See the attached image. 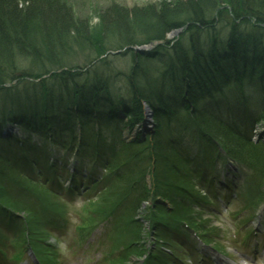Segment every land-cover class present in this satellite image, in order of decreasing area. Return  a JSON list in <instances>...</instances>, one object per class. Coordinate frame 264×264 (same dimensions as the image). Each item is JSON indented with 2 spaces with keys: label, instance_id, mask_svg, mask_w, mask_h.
I'll use <instances>...</instances> for the list:
<instances>
[{
  "label": "rangeland",
  "instance_id": "rangeland-1",
  "mask_svg": "<svg viewBox=\"0 0 264 264\" xmlns=\"http://www.w3.org/2000/svg\"><path fill=\"white\" fill-rule=\"evenodd\" d=\"M61 3L60 5L64 8V10H66V12H64V14L66 13V18L63 20H57L55 23H52L51 25L49 24L50 21L55 20L54 17L53 19L51 18L52 15H49V17L43 18V17H39L37 16L36 18H33L32 16L29 17L30 19H28L26 21L27 24H30V30L26 31L27 33V37L29 40V47L26 51L24 52H19V55L16 59V64L18 63H24L27 66H25L24 71H20L17 74H22L23 76H26L28 74V76L30 74H32L31 70H35L34 68H40L41 65H45V63H51L54 60H60V61H70L72 62V64L69 62V64H67V68L69 69H73V72L76 74H79L77 72H80V69H78L77 67L80 66L82 63H85L86 61L91 60V56L95 53L96 54V49L100 48L101 46H96L93 47L92 42L90 44V41L88 39V34L87 33H96L97 37L100 38V40L102 41V43H104L105 46H108L109 44H111L115 49V48H119V49H124L122 46L124 40L126 39V37H124L122 35V33H131L134 35H138L139 33H144L142 28L145 26L149 31H157L160 30L159 29V22L162 21L163 19L160 17L161 13L166 12L167 16L164 17V20L166 21V24L169 25L173 24L175 21H184L187 19H191V18H195L198 15H201V13L204 15L203 18H205V20L207 19V21L210 23L209 25L214 26L215 23H217L216 26H214V28L216 29V31L220 34V35H227L229 32V30H233V33H235L237 30V28L234 30L233 27H243L241 25L238 24H243L244 26H247L248 23H250V25L252 23H258V20L255 21H250V16H242V17H238L240 19H238L237 17H232L235 13L232 12L234 11V7L232 4L235 3V0H59ZM243 9L242 11H248L247 9H245V7H251L249 10H251L252 12H254L256 15L258 14L259 18L256 19H261L260 17H262L264 15V0H245V3L243 5ZM254 10V11H253ZM24 11V10H23ZM120 11L123 13V15H119L117 12ZM226 13H225V12ZM171 12H174L173 17L169 18V14ZM245 13L247 12H243V14L245 15ZM105 16H109L108 17V22L106 23V27L104 28V30L101 29V24H99L95 30V26L98 24V22L100 21L101 23L104 22V20H102V15ZM210 14H213V18ZM263 14V15H261ZM157 15V16H156ZM254 16V15H253ZM51 18V19H50ZM158 18V19H156ZM227 19L229 20V22L227 21H223L222 19ZM230 18V19H229ZM168 22V23H167ZM231 22V23H230ZM239 22V23H238ZM7 25V24H6ZM220 25H222L220 27ZM224 25V26H223ZM144 27V28H145ZM168 27V26H167ZM88 28V30H87ZM202 29L200 31V33H205L208 30H212L213 32L215 31V29ZM217 28H220V30H218ZM184 28H179V31H176L174 33H170L167 36V39L171 40V44H169L167 46V48H163V50H159L156 49L157 46L161 45L160 43H165V40H161L160 42L158 41H154L155 43H152L153 45L148 46L146 49H140L138 52L135 50H133L130 54H122L123 52H126V49L118 52V54L116 55H112V56H108V60L111 62L110 65H108L107 67L103 64L98 65L100 68H102L104 71L106 69V73L105 76L109 77L110 74L109 71L110 70H120L122 73H131L133 71V69L141 71H144V75L146 77H148V75H153V76H160L162 73H164V71L167 68V64L169 62H171L172 60V53L173 51L170 50L169 48H171L173 46V44L177 45L178 43H183V45L188 46V39H187V35L188 33H184ZM232 32V31H231ZM230 32V33H231ZM18 33V32H17ZM229 33V34H230ZM261 33H264V31H262ZM260 33V34H261ZM104 35L105 38H103L102 36ZM140 37V36H139ZM143 37V36H141ZM224 39V36H222ZM202 38L206 37L203 35ZM181 39H184V42H181ZM220 39V38H218ZM256 42H258L259 40L264 41V35L255 36ZM216 40V39H215ZM221 41V40H219ZM159 43V44H158ZM144 45H148V44H144ZM246 45H250V44H246ZM142 45L137 44L136 46H133L134 48H138ZM258 47V45H256ZM130 48L132 49V47L130 46ZM246 47H242V49H245ZM5 50V48H4ZM155 50V51H154ZM152 56L149 57L147 55L143 56L142 61H140L139 63H137V53L138 54H145L148 52H152ZM136 52V55H135ZM11 54V53H10ZM26 54L29 55H33V56H28ZM36 54V55H35ZM151 54V53H150ZM5 57L3 55H0V60L4 59ZM105 59V58H104ZM113 60V62L111 61ZM167 63V64H166ZM204 63H202V69H204ZM50 67V65H48ZM4 67H9V64H6ZM74 67V68H73ZM30 68V69H29ZM61 68V67H59ZM58 69V68H57ZM174 70V67H173ZM81 73H85L86 77H83L82 79L78 78L77 83H80L82 85H87V81L88 79H92L93 74L89 72V70L86 68L85 72ZM158 73V74H157ZM167 74V73H166ZM194 75V73H191L190 77L192 78ZM104 76V77H105ZM104 77L101 78V81L98 80V82H103L105 80ZM170 77V76H169ZM168 77V83H169V87L172 84V82L170 81ZM104 78V79H103ZM189 80H191L189 78ZM19 82H23L22 83V89L21 91H25V89L30 90L32 88V81L26 80L25 79L23 81H19ZM113 81H111L108 85V87H111L112 85L114 87H118L121 90H123L122 88H125V83L123 81H117L112 83ZM120 83L121 85L117 84ZM41 83V82H38ZM105 83V82H103ZM161 83V82H160ZM159 83V84H160ZM101 85V84H99ZM175 84H172V86H174ZM104 85H102L100 88H103ZM98 88V89H100ZM113 91V90H112ZM102 93V92H99ZM6 96H13L16 100L18 99V96L16 94V91H9V93H6ZM187 94V93H186ZM99 95V94H98ZM101 96V102L105 101L104 96L105 95H100ZM30 97H32V95H30ZM33 98V97H32ZM3 97L0 93V103H2ZM19 101H21V99H19ZM35 101V100H34ZM25 103L27 102L26 100H22L21 103ZM4 105V104H2ZM120 111V110H119ZM108 112V111H107ZM253 114V112H252ZM203 115V114H202ZM251 117V115L247 116V118ZM134 120H136L135 122L137 123L138 120L139 122L136 124L137 126H140L142 124H145V126H148V129L150 128V132H149V150L155 152L157 150V147L155 148V142H158L160 144H162L164 146L165 149L167 148H173V146H170L172 144H170V141H163L161 140L162 135L158 136V140H156L153 143V140H151V133H155L156 129L154 128H158L159 127V122L156 121L152 124V126L150 125V122L152 120V116L149 114V112H144L143 110V116H141L138 120L137 117H133ZM190 119V118H189ZM18 120V119H16ZM250 120H246V123L248 126L253 125L254 127L256 125V122L251 121ZM203 121V120H202ZM201 121V122H202ZM19 122V121H18ZM205 124L202 127V132L204 131L206 133V135L209 136H216L218 138V140H222L227 147L230 148V150H232V153L238 154V156L241 158V160L247 164V161L253 162L256 165V168L258 169L259 172H261V170L264 169V125L263 127L260 126L256 129V132H258V134L254 135L255 136V143L257 145H253L251 143V140H249V143H251L253 146H256L257 148H259V150H252L251 148H249L248 144L244 141V138L241 136V134L236 133V132H232V133H228V137H227V132L229 131V127H227V124L222 123L219 124L218 128H214L212 127H208V125L210 124V121H204ZM217 123V122H216ZM213 123V124H216ZM179 125V123H177V126ZM0 127L3 130L4 127H2L1 123H0ZM226 127V130H225ZM181 128V127H180ZM131 129L133 130L134 127H131ZM144 131L143 132H147V130L145 128H143ZM180 131L182 132L183 130L180 129ZM261 131V132H259ZM175 131V133H177L179 136L182 137L183 133ZM225 133V134H224ZM18 134V133H17ZM16 133L13 134V137L15 135H17ZM232 134V135H231ZM250 136V135H249ZM166 137V136H165ZM164 137V138H165ZM157 138V137H156ZM212 138V137H210ZM18 139H20V136L18 135ZM167 140V138H165ZM147 140V139H146ZM197 145V144H196ZM124 145L121 146V148L123 149V152L126 153V155L128 154V156H132L135 155L134 151H128L126 150L124 147ZM162 146V147H163ZM145 147V146H143ZM142 147V148H143ZM12 149L9 145L5 144L3 146L4 150L7 149ZM194 148V145L192 146V149ZM148 149V148H146ZM174 149V148H173ZM13 150V149H12ZM12 150H9L10 152H12ZM65 150V149H64ZM172 150V149H170ZM147 151V150H145ZM144 151V152H145ZM157 153H160L159 150H157ZM177 150L174 149V152H176ZM144 152L141 151L142 154L139 155V157H137L138 161L140 162V159L142 160V163H140L144 168H140V170L142 171V173H144L145 175L148 173H152L153 172V165L155 164V162H150V158L146 159V157L144 156ZM146 155L148 153H145ZM192 154H195L194 152ZM78 156H76L77 158ZM173 156H171L172 159ZM136 159V157H135ZM138 162V163H139ZM64 164V163H63ZM169 165H171V162L168 163ZM159 169V172L157 171V173L161 174L162 176L166 177L168 175V177H171L172 172H170L169 170H167L165 167H163L161 165V163L157 164ZM166 169V170H165ZM127 170L128 168H126L123 172V174H118L117 176H114L111 182V189L107 192V193H101L99 195H101V197L99 199H96V194H92L89 198L90 200H88V202L86 203V213L84 216V221H90L91 224L95 223V221L98 218H113L115 221V228H116V232L118 233V240L117 243L118 245H127V246H131V244L134 242L131 230L129 229L130 226V221L129 219L133 216H128L132 215L130 214V212H125V214L123 215V212L125 210V208H122L124 210H120L119 214L121 215V217L123 216L124 218V222L125 224L120 220L119 214H117L116 216L110 211L113 209V207L110 205L111 201H117L118 199H120L122 196H124L126 193L131 192L132 190L129 189V185L131 183L136 182L135 179L131 180L130 182H128V178H127ZM66 171L62 170L60 173H58V175H65ZM176 176V175H175ZM151 176H148V179ZM177 177V176H176ZM178 178V177H177ZM1 179V178H0ZM152 181V180H151ZM161 184V183H160ZM45 185V184H44ZM162 185V184H161ZM0 186L3 190H5L4 185L2 184V181L0 180ZM137 186V184L135 185ZM263 188V187H261ZM260 189V188H259ZM170 191L174 192L175 189L174 188H169ZM257 195H261L263 194V192L261 191V189L259 191L255 192ZM170 194H172L170 192ZM41 195H43V197L47 198L49 202L48 205H50L51 207L59 210L60 206L63 207L59 200L57 198H54L53 193L49 190V192L45 189L41 188ZM7 198V197H6ZM174 207L179 208V202H174V201H170ZM126 203L123 204V206L126 207L125 205ZM184 210L189 211L188 209H186L185 207H183L182 205H180ZM24 208V207H23ZM65 210L67 209L66 207H63ZM69 210L72 209V207L68 206ZM25 209V208H24ZM25 210H23L22 213H24ZM117 211V210H116ZM26 212L29 214V217L31 216L33 221H36L34 218V212H30V207L27 206ZM192 212V211H191ZM235 213V212H234ZM27 215V214H26ZM142 215L145 216L149 219V215H146V211H142V214H138L137 216ZM160 215L166 216V213L164 211L161 212ZM187 216L190 214H185L182 213V216ZM192 215V214H191ZM188 217V216H187ZM194 221H198V217L194 216ZM192 218V219H193ZM37 219H40V216H37ZM169 221H173L171 219L166 220L165 222H169ZM210 221V220H209ZM200 225H202V220L200 219ZM216 221L212 220V224H215ZM120 225H122V227H124V229L122 227H120ZM38 229V227H37ZM139 229V228H138ZM143 229V228H141ZM40 230V228L38 229V231ZM120 230V231H119ZM143 230H146V228H144ZM37 231V232H38ZM128 232V234H127ZM157 235L158 232L156 234V236H152V242L150 241V243L147 241V247L145 249V245H143L140 248H137V250H131L128 251L127 254L125 253H120L117 259V263H115L116 261H114L115 264H134L135 262H137L138 259H142L145 253V250H150L151 247V243L152 245L154 244V249H159L160 251L163 249L164 252H166V244H164V241L160 238L157 240ZM137 239V238H136ZM143 243V242H142ZM136 248V246H135ZM140 251H139V250ZM63 250L64 247H63ZM110 250H115L112 249V247H110ZM134 254V255H132ZM161 255L164 256L163 253H161ZM169 252H166V256L165 258H168ZM157 260V259H156ZM63 262H65V259L63 258Z\"/></svg>",
  "mask_w": 264,
  "mask_h": 264
},
{
  "label": "trees",
  "instance_id": "trees-1",
  "mask_svg": "<svg viewBox=\"0 0 264 264\" xmlns=\"http://www.w3.org/2000/svg\"><path fill=\"white\" fill-rule=\"evenodd\" d=\"M60 3L61 2L59 0H0V55H3L5 57L4 59L0 60V82L8 80V78H12L10 74L16 75L19 72L13 67L16 65L17 57L21 55L19 54V52H24L29 47V40H28L27 33H26V31L30 30V26H31L30 24L26 23V21L30 19L29 17L32 16L33 18H36L37 16H39V17L46 18V17H49V15H52L51 17L52 19L54 17V19L58 18L57 20H61V19L64 20L66 18L65 16L66 13L64 14L66 10H64V8L60 5ZM244 3H245V0H235V3L232 4L233 7L235 8L234 11L232 12H234L235 14L232 17L235 16L238 18L242 16H246V17L250 16V21L252 19L259 18L258 14L256 15L254 13L255 12L254 10H253L254 12L249 10L251 7H245V9H247L248 11H242L244 10L243 9ZM243 12H247V13H245L244 15ZM117 13L119 15H123V13L120 11H118ZM173 13L174 12H171L169 14V18L176 15ZM166 14H167L166 12L161 13L160 17L163 20L159 22L160 30L153 32V31H149L144 26L145 28L144 27L142 28L144 33H139L140 37L138 35H134V33L133 34L122 33V35L126 37V39L124 40L122 44L123 45L122 47L136 46L137 44L139 45L152 44V43H155L154 42L155 40L160 42L163 39L165 40V43H160L161 45L157 46L156 48L161 51L163 50L164 47L167 48V46L171 44V40L170 39L168 40L167 36L181 27L184 28V31H185L184 33H188L187 49H186V46L183 45V43L177 42V45L173 44V46L169 48L170 50L173 51L172 57H171L172 60L168 64L166 63L168 66L166 70L164 71V73H162L160 76L165 75L167 71H172L173 78H178L176 81L178 82L177 86L189 92L187 93V96L183 97L180 101L182 103H185L188 100L193 99L194 101L198 102L199 97L202 96L203 92L198 91L196 87L197 86H208V87L211 86L214 82V78L212 76L216 73V71H219L220 74H223V72H225V61L226 60H233V58L236 59L237 53L241 54L239 55L237 59H239L240 56H242V54H245L241 52L240 50L233 48V44L236 42L242 45H246V44L243 43V41L240 42V39L238 37L239 33H237V35H233V36L231 35L229 40L228 38L230 35L229 34L227 35L226 44H229L231 46L228 45L225 47L223 46L217 47L219 42L217 43L215 39H217L220 35L216 31L215 29L216 27L214 28V26H216L217 23H215L214 26L211 27L207 19L205 20V18H203L204 15L202 13L201 15H198L195 18L187 19L184 21H177V22L175 21L173 24H170L167 22L169 25H167L166 21L164 20V17L167 16ZM210 15L213 18V14H210ZM108 17H109L108 15L107 16H105V14L102 15V20H104V22L101 23L99 21L98 24L94 27L95 30L96 28H98L97 26L99 24H101V29L104 30V28L107 25L106 23L108 22ZM260 18L264 19V15ZM56 19L53 21L51 20L49 24L51 25L52 23H55ZM222 20L229 22V20L227 19H222ZM186 25L188 26L185 28ZM221 26L222 25H220V27ZM212 28L215 29L214 32L212 30H208L205 33H200L202 29H212ZM217 29L220 30V28H217ZM87 34H88V39L90 41V44L92 42L93 47L101 46L100 48L96 49V54L94 53L91 56V60L97 59L98 57L105 54L109 50L119 49V48L113 49L114 47L111 44H109L108 46H105L104 43H102V41L100 40V38L97 37L96 33H87ZM203 35L206 37V39L202 38ZM102 37L105 38L104 35ZM181 42H184V39H181ZM220 48L221 50H219ZM154 51L148 52L145 54H140V58H137L138 60L137 63L142 61L141 56L147 55L151 57ZM26 55L33 56L29 54H26ZM254 61L258 62V58L257 57L254 58ZM69 62L70 61L66 62V61L54 60L51 63H45V65H41L40 68H37L36 70H33V71H34V74H41V73H45L51 70H55L59 67H65L67 64H69ZM101 62H104L105 65H109V63H107L105 60H102ZM245 62H249L248 64L252 63V62L250 63L249 58L245 60ZM70 63L72 64V62ZM202 63H204L203 65L204 69H202ZM6 64H9V67H4ZM48 65H50V67ZM231 65L232 67H230V70L232 72L234 71V68H235L234 61L231 62ZM173 67H174V70H173ZM96 70H99V71H95V72L93 71L92 79L91 78L88 79L87 86L85 84L84 85L77 84L74 90V93H77V95L79 96V100H82V102L84 103L83 104L80 101L84 107L87 106L89 99L93 97L94 94L97 93V91L99 90L98 88H100L102 85H104L107 89L111 81H113L112 83L117 82V81H123L125 83V87H127V85L129 84L130 89L134 92V96H137L135 101H133L134 107L128 111V114H133V117L136 116L137 120L141 116H143L144 102H145L144 100H147L145 97V90H147V93H148V90L150 88V85H149L150 80H148L149 75L148 77L144 75L145 70L141 69V71H138V70L133 69L131 73L127 72L126 74L122 73L120 70H110L108 73L110 74L109 77L105 76L106 69L105 71L103 69H96ZM11 71L13 72L15 71V72L12 73ZM69 73H70V70H65V71H62L60 74H69ZM191 73H194V75L192 79L189 80L188 76H190ZM238 73L241 74L239 70H238ZM102 77L108 80L103 81L105 83L98 82V80L101 81ZM71 84H68V87L70 89H71ZM117 84L121 85L119 82ZM57 86L60 87L59 84H57ZM72 90H73V87L71 89V92ZM181 92H185V91L177 92L176 96L166 95L165 100L174 102L176 101L178 96L181 97V96L186 95ZM27 94L29 98H32L30 97L31 93H27ZM154 117H155L154 120L156 121V123L157 121L159 122V127H158L159 132H156L155 134V137H157L156 140H158L159 138L158 136L162 135L161 140L169 142L168 139L167 140L165 139L167 138V132L165 131L168 129V127L167 125H163L162 123L163 113L161 112V109H156ZM202 125L204 126V123H202ZM227 137H228V134H227ZM162 146H163L162 144L156 142L155 148L157 147V150H159L160 153H157L158 152L157 150L153 152L148 149L149 152L147 155L145 154L147 153V151L145 150H144L145 152L143 151L144 152L143 157H146V159L150 158V162H155L156 167H158L157 164L161 163V165L165 167L167 170H169L170 172H172V174L174 175L178 174L177 172H175L173 168V165L176 166L177 163L180 164L178 159L176 157L171 159V156H173V154L169 153L168 150L165 149L164 146L163 147ZM140 154L142 153L139 152L138 157ZM141 159L139 162L137 158L136 159L134 158L132 163H129V164L126 163L124 165V167L128 165L127 178L129 177L128 178L130 179L129 181H131L135 177L138 178L137 176L142 173L140 168H144V167L140 164L142 163ZM169 162H171V165L168 164ZM157 171L159 172V169H157ZM175 181H178V179H176Z\"/></svg>",
  "mask_w": 264,
  "mask_h": 264
},
{
  "label": "bare ground",
  "instance_id": "bare-ground-1",
  "mask_svg": "<svg viewBox=\"0 0 264 264\" xmlns=\"http://www.w3.org/2000/svg\"><path fill=\"white\" fill-rule=\"evenodd\" d=\"M153 45V44H148V45H143L138 48H134L133 46L132 49H136L138 52L140 49H146L148 46ZM124 48H130V46H126ZM123 49H119L118 52L122 51ZM238 50V48H237ZM113 51V50H109ZM141 51V50H140ZM122 54H126V52H123ZM90 61H86L85 63H82L81 66L88 65L90 64ZM25 66H27L24 63H18L16 64L13 68L16 70L24 71ZM47 66V65H46ZM30 69V68H29ZM33 74L31 75H26L25 76V81L29 80L32 81V88L29 90L32 95V99L35 100L36 102H31L29 104L26 103H21L15 110H9V109H1L0 108V121H12L15 118L19 119V122L16 123L18 126L17 131L21 133V139H27L30 138L34 135V133L38 134H46L48 136V139L53 142L54 140H57V125H55L56 122L60 121L61 124H63V121H68L69 117L66 111H61V115H59V111L65 107L69 106L68 99L71 94V89L68 87V84L73 83L72 77L68 76L67 74L64 75V77L60 74V72L56 71L55 74H52V80L47 79L49 75L48 72H45L42 74L40 77H35L34 71L30 69ZM14 73L13 71H11ZM12 78H15L16 75H11ZM188 78L192 79L190 76ZM189 81V80H188ZM41 82V83H38ZM56 84H59L60 87H58ZM198 91H201L198 86L196 87ZM0 91L5 95V91L0 85ZM28 101H30V98L28 94L23 91L20 92ZM18 94L17 96H19ZM6 96V95H5ZM9 98V97H7ZM14 99L10 101H14ZM130 101L134 100H129V106L126 112L130 110ZM82 102V101H81ZM117 102V101H116ZM123 104L127 103V99H124ZM83 103V102H82ZM80 103V106L78 107L77 111L84 112V106L83 104ZM90 104L91 108H95L97 106V102L92 98L91 100L88 101ZM113 104V100H112ZM116 104V103H115ZM134 106V104H133ZM98 111V109L96 108ZM85 120V119H84ZM70 122V121H69ZM11 128H15L11 123H8ZM63 135L68 137L69 134L67 131H63ZM112 135H117L116 131H112ZM75 135L73 133L70 134V143L69 146L65 144V146L68 148V152L71 151L75 154L78 155V158L83 157V155L76 151V139L74 137ZM111 149V148H110ZM212 156L217 157L219 160L220 155L216 153L214 150L211 151ZM33 156V155H31ZM31 158V157H30ZM69 158L74 159V156H70ZM26 164L25 165H31L33 162L31 161V164H28V160L25 159ZM111 165L116 166L112 162V156L106 155L98 150H95V158L94 159H84L79 166V170L84 173L80 179L82 181H86L89 179V174H98V175H104L105 177L112 178V175L106 173L108 171V167L110 168ZM27 166H24L25 171L21 173L18 170V167H21L20 164L17 162H13V165L11 166L9 161H5V166L3 167V170L0 175H5L10 178H6L4 181V185L6 187V194L7 195H13V196H7L11 197L9 199L11 201L10 203V210L12 211L13 214H21L24 211V214L28 213L26 212L27 209V197H23V189L25 188L23 186L19 187L20 190L14 189V183L13 179L21 182V185H29L31 186L30 182L27 180L28 177L25 176L27 172ZM92 178V177H90ZM29 179H34V178H29ZM17 184H20L17 182ZM18 193V194H17ZM126 196L131 197V198H137V199H142V200H147V201H154L157 196H158V189H157V184L152 183L149 186L146 187H139V188H133L131 193H127ZM20 197V198H19ZM222 199H225L221 197ZM121 198L118 199L116 202L111 201L110 205L113 207L112 210H110L113 214H119L121 210ZM25 209H24V208ZM117 210V211H116ZM128 216H132L127 214ZM120 220L125 224L123 216L119 214ZM166 219H170V215L166 214L165 216ZM130 221V226L129 229L131 230L134 243H142L145 242L146 237L149 234V227L150 223L148 219L142 215L139 216H133L129 219ZM122 227V225H120ZM124 229V227H122ZM139 228V229H138ZM141 228H146V230H143ZM125 230V229H124ZM120 231V230H119ZM128 234V232H127ZM161 233L159 232L157 235V240L160 239ZM137 238V239H136ZM134 264H144L142 259H138L137 262Z\"/></svg>",
  "mask_w": 264,
  "mask_h": 264
},
{
  "label": "water",
  "instance_id": "water-1",
  "mask_svg": "<svg viewBox=\"0 0 264 264\" xmlns=\"http://www.w3.org/2000/svg\"><path fill=\"white\" fill-rule=\"evenodd\" d=\"M177 31H179V30H177Z\"/></svg>",
  "mask_w": 264,
  "mask_h": 264
}]
</instances>
